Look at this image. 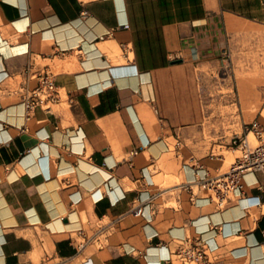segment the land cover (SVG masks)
<instances>
[{
    "label": "crops",
    "instance_id": "0c3cea01",
    "mask_svg": "<svg viewBox=\"0 0 264 264\" xmlns=\"http://www.w3.org/2000/svg\"><path fill=\"white\" fill-rule=\"evenodd\" d=\"M45 72L60 101L29 112ZM255 120L264 0H0V264H168L197 238L264 264L260 172L225 207L183 188Z\"/></svg>",
    "mask_w": 264,
    "mask_h": 264
},
{
    "label": "built area",
    "instance_id": "2783aa9c",
    "mask_svg": "<svg viewBox=\"0 0 264 264\" xmlns=\"http://www.w3.org/2000/svg\"><path fill=\"white\" fill-rule=\"evenodd\" d=\"M38 78V86L34 90L26 91L23 96V103L29 112L38 106L50 111L52 105L58 103L61 98L51 73H42ZM231 147L237 155L225 172L215 176L206 172L198 177L194 184L183 185V188L190 193L191 200H195V185L198 190L208 193L211 202L219 207H225L231 202L237 189L241 187L240 182L244 173L256 171L264 176V130L258 121L245 124L243 133L233 136ZM132 153L135 154L136 151ZM199 169L203 167L200 166ZM133 211L142 213V207L135 206ZM208 250V245L201 238L179 240L166 262L168 264H211Z\"/></svg>",
    "mask_w": 264,
    "mask_h": 264
},
{
    "label": "rangeland",
    "instance_id": "374dc122",
    "mask_svg": "<svg viewBox=\"0 0 264 264\" xmlns=\"http://www.w3.org/2000/svg\"><path fill=\"white\" fill-rule=\"evenodd\" d=\"M237 155V153H236ZM234 160V156L232 154H229V160L228 163L232 162Z\"/></svg>",
    "mask_w": 264,
    "mask_h": 264
},
{
    "label": "water",
    "instance_id": "95a60500",
    "mask_svg": "<svg viewBox=\"0 0 264 264\" xmlns=\"http://www.w3.org/2000/svg\"><path fill=\"white\" fill-rule=\"evenodd\" d=\"M176 62H179V61H175V63H176Z\"/></svg>",
    "mask_w": 264,
    "mask_h": 264
}]
</instances>
